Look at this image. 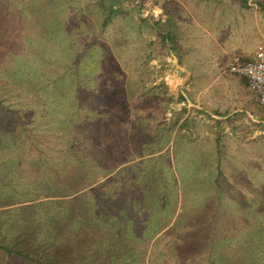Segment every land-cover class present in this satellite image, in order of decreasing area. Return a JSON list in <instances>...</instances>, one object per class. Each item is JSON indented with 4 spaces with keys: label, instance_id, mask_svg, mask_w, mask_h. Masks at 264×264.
<instances>
[{
    "label": "rangeland",
    "instance_id": "1",
    "mask_svg": "<svg viewBox=\"0 0 264 264\" xmlns=\"http://www.w3.org/2000/svg\"><path fill=\"white\" fill-rule=\"evenodd\" d=\"M261 1L119 0L113 20L102 28L111 6L108 0H0V98L30 133L0 131V212L7 211L0 219L5 221L0 236L20 234L19 213L8 211L22 201L37 198L40 202L50 195V199L67 200L95 212L103 195L135 191L134 201L135 194L140 201L144 192L138 187L151 184L154 174L158 185H164L163 178L168 182L172 199L165 214L149 216L148 208L137 218L140 224L149 218L171 219L153 240L165 242L194 213L206 219L199 210L214 205L220 207V221L232 235V253L244 250L249 264L264 256V107L246 79L225 72L233 55L249 56L264 48ZM96 34L106 56L100 69L94 68L98 74L91 72L85 60L82 63V101L99 92L103 96L99 107L117 112L114 128L118 122L119 132L102 138L97 127L85 128V137L75 135V139L70 126L76 123L72 116L76 91H71L76 54ZM87 59L91 64L92 58ZM200 67L209 76L190 78ZM110 82L126 85L128 104L118 92H110ZM156 93L161 101L154 100ZM182 94L187 101L180 99ZM80 104L85 109V103ZM178 113L186 126L166 130ZM82 121L92 125L87 117ZM157 127L165 135L164 149L150 154ZM95 141L108 150L94 154L91 142ZM74 146L83 147L75 151ZM36 154L66 162L67 175L57 174L43 187L31 185L34 176L39 179L46 172L44 167L35 170ZM100 156L107 157L113 167L105 178L93 163ZM144 172L147 178L141 180ZM95 178L98 183L108 180L94 190ZM144 204L154 205L149 199ZM101 212L120 217L114 209L102 207ZM103 225L105 231L114 226ZM85 226L83 241L100 238L94 224ZM127 238L123 252L130 248L135 253V238ZM247 240L248 247L242 249ZM152 249L150 244L148 259ZM129 262L122 264H135Z\"/></svg>",
    "mask_w": 264,
    "mask_h": 264
},
{
    "label": "trees",
    "instance_id": "2",
    "mask_svg": "<svg viewBox=\"0 0 264 264\" xmlns=\"http://www.w3.org/2000/svg\"><path fill=\"white\" fill-rule=\"evenodd\" d=\"M108 1L111 6L101 24L102 28L106 27L113 20L117 12L114 10V5L119 0ZM241 1L247 4V0ZM258 4L260 8L264 10V1ZM160 35L166 40L165 42H171V40L169 38L167 39L163 34ZM104 56H106V49L101 44L98 34L95 35L94 40L87 45L82 52L76 54L77 59L74 65V77L73 80H71L73 85L71 91H76V97L73 102L77 105L72 112V116L75 117L76 122L74 125L70 126L72 138L79 137V139H81L83 136L85 137V128L91 130L97 127L98 129L96 128L95 131H98L102 138H104V135L109 136L111 131H113L115 135L119 132V127H117L118 122L116 123V129L114 128V120L117 119V112L110 111L111 109H109L108 106H105L104 109L99 107V99L101 98L103 100V96L98 95L99 92H93L87 101H82L84 82L80 73L81 65L85 60L86 66L91 65V72L93 74H98L99 71L97 70L96 72L94 68L98 67V69H100L102 59L105 58ZM87 58H92L91 64ZM99 76L100 75H97V77ZM120 84L121 85L116 82L111 84L110 82V92H118V95H122V102L128 104L130 100L126 98L127 87L124 83ZM180 99L187 101V98L183 94ZM154 100L161 101L162 97L156 93ZM80 103H85V109L80 106ZM132 104L135 105V101ZM182 110L185 111L186 108H182ZM125 111H127V108ZM122 113L123 112L118 113V116H121ZM84 117L89 118L92 123L91 126L86 124L87 122L85 123L82 121ZM105 121H109V126L105 124ZM186 124L187 121L182 122L181 113H178L175 115L174 120L170 122L169 126H167L166 130H179L186 126ZM157 129L158 127L155 129L156 136L153 145L154 148L151 150L150 154H155L164 149L161 140L165 135L164 133L162 134V130ZM0 131L7 134L9 131H12L11 133H15L14 135L27 132L26 135L30 136L28 128H26V126L24 127L22 119L12 108L5 105L2 98H0ZM105 143L107 145L109 144L108 141H105ZM110 143H115V140ZM91 144V149L93 148L95 150L94 154H104L105 150H108L107 147L103 149L105 145L99 148L97 146V141L94 143L91 142ZM102 144H104V142H102ZM79 147L82 149L83 146ZM79 147L74 146V150L76 151ZM88 150L89 147L87 148V151ZM36 155L38 158L35 165V168L36 166L37 168L35 170L38 171L40 167H44L46 172L43 173V171L39 179L37 178L38 175H36L37 177L34 176L31 180V185L39 183L43 187L49 180L54 179L53 177L57 174L63 176L67 175L68 170L66 169V162H60L58 160L53 162L52 158L44 157V154ZM93 163L99 167L98 171L102 173V178L112 173L111 169H113V167L110 166L111 164L110 161L107 160V157H97ZM54 168H59V170L55 171ZM148 172L143 173L141 180L143 177L147 178ZM150 179L152 182L151 184L138 187L144 192L140 201L136 198V194L134 201L133 193H135V191L114 193L107 197L103 195V197L98 200L99 202L95 212H93L94 209L90 207L80 208L67 200L50 199V195L46 194L44 195H46L45 199L47 200L37 202V198H30L22 201V204L17 208L8 211L9 214L19 213V220L23 225L19 228L18 232H20V234L17 236H11L10 238L0 236V264H122L123 262L130 263L129 261H135V264H147L148 260L155 264L162 262L165 264L250 263V259L247 260L245 257L244 250H241V252L237 251L238 253L235 255L232 253L233 248L229 237L232 235L227 234L229 230L228 226L220 221L219 206L216 208V206L210 205L206 210H204L205 207L199 210L198 214L200 216L201 214H205L203 217L206 219L200 218L199 216L197 217L194 213L189 223L177 234L169 237L165 242H162L160 238L153 240L163 229L170 225L171 219L163 222L161 220L149 218L148 221L140 224L137 218L148 210L150 212L149 216H156L159 213L165 214V212L168 211L169 201L172 199V191H169L170 189L167 186L168 182L165 178L162 180L164 185H158V183H156L157 179L154 174L151 175ZM107 180L108 179L98 183L99 180L95 178L92 185L98 184L93 189L102 188ZM28 193H32L31 190H29ZM208 197H210L209 194ZM148 199L154 203L151 208L144 204ZM102 207L108 211L114 209V211L120 214V217L117 214H106L101 212ZM126 207L130 210L128 211ZM157 207H159V209L156 210ZM40 209H43V212H41V216L38 217L36 213ZM6 212H0V219L2 214ZM127 212L129 214H127ZM133 213L135 214V220ZM4 222L5 221L0 220V232L5 224ZM86 222L94 224L100 238L90 239L89 243L88 241L85 242L82 240L81 237L86 235ZM103 223L105 225L111 223L114 226L111 227L110 230L105 231ZM115 228L116 231H114ZM223 228H225V230ZM128 235L135 238V253H130V248L125 249V252H123V248L126 247L125 237L127 238ZM131 240L133 241L134 239ZM89 244H91L90 249L87 248L86 250L84 247H87ZM150 244L153 249L148 259L147 252ZM146 246L148 247L145 249ZM245 246L248 247V240L242 242L241 248L243 249ZM256 259L255 264H264V256H259Z\"/></svg>",
    "mask_w": 264,
    "mask_h": 264
},
{
    "label": "built area",
    "instance_id": "3",
    "mask_svg": "<svg viewBox=\"0 0 264 264\" xmlns=\"http://www.w3.org/2000/svg\"><path fill=\"white\" fill-rule=\"evenodd\" d=\"M225 72L246 79L249 88L256 94V99L264 107V48L256 51L254 58H245L235 54L230 59Z\"/></svg>",
    "mask_w": 264,
    "mask_h": 264
},
{
    "label": "crops",
    "instance_id": "4",
    "mask_svg": "<svg viewBox=\"0 0 264 264\" xmlns=\"http://www.w3.org/2000/svg\"><path fill=\"white\" fill-rule=\"evenodd\" d=\"M256 53V52H255ZM255 53L253 55H249V56H244L245 58H249V59H252L254 58L255 56ZM199 71V72H198ZM198 71L194 72V73H191L189 76L190 78H193V79H199V78H206L209 76V74H205V73H209L207 72V70L205 68H199Z\"/></svg>",
    "mask_w": 264,
    "mask_h": 264
}]
</instances>
